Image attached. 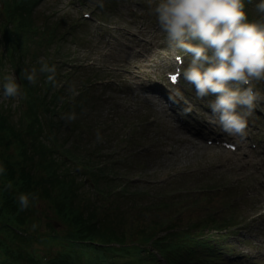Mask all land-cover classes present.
I'll use <instances>...</instances> for the list:
<instances>
[{
	"label": "rangeland",
	"instance_id": "rangeland-1",
	"mask_svg": "<svg viewBox=\"0 0 264 264\" xmlns=\"http://www.w3.org/2000/svg\"><path fill=\"white\" fill-rule=\"evenodd\" d=\"M85 1L88 7L74 6L75 0H40L34 8V23H36L35 26H39V33L34 35L28 31L27 39H25L26 48L17 52V55H20L23 60V64L19 66L21 72L22 69L30 70L34 65L39 68L41 58L46 59L50 64H55L57 71L67 69L63 64L64 61L81 64L75 75L72 74L74 76L67 87L68 90L73 84L76 88H80L84 80L93 78L122 80L127 84L125 88L121 87V89L114 86L116 94H108L109 96L113 94L115 96L113 99H116L119 104L116 111L111 114L107 113L110 115L113 125L111 127H109L108 119L104 116L107 102L103 98L105 91L100 87L86 89L80 98L82 105L71 110L76 113V118L67 120L62 129L63 136L59 138L60 144L63 141L64 147L78 145V153L81 154L83 153L80 150L82 141L84 142L88 136L96 135L94 129H102L101 135L106 136L114 133L112 139H106L104 142V146L106 143L109 146L121 132L117 113H124L132 122L147 117L149 123L146 127H141L142 129L136 134L135 140L138 139L139 143L150 142V150L135 155L134 152H131L134 149V146L131 145L130 149L126 150V159L118 168L120 173H130L134 169H142L144 172L142 180L133 188V194L131 193L128 198H131L132 195L135 196L136 191H144V188L152 191L160 189L162 185L158 182L176 173L197 171L200 172L201 178L212 181V186L223 188L227 185L226 187H228L222 193L211 196L208 202L216 207V211H219L218 220L213 225L223 228L227 225H224L225 217H230V221L240 223L251 218L261 209L264 211V148L261 146L262 142L257 138L254 139L259 147L251 148L249 146L253 142L251 135L259 132L260 137L264 136V115L262 114L264 110L258 114L253 113L252 110L248 113L246 127H251V135L244 137V132L243 134H234L238 138L234 141L237 145L238 143L241 145L236 152H228L214 144H206L207 138L204 134L213 133L211 121L216 126L214 120L217 119L209 107L210 103L208 106H202L200 102L203 98L198 97V100L195 101L182 88L170 92L163 84L159 87L162 95L158 94L154 80L159 79L162 83H167L162 68L166 62L170 61L169 58H162L161 55L166 53L167 56H170V53L161 52L160 54L157 49L164 45L161 39L165 33L160 29L155 15L151 11L155 0H104L103 7L100 6L98 0ZM256 3L257 0H246L248 18L253 16L259 19L261 17L257 11ZM3 6V2L0 1V8ZM89 7H97L98 17L105 21L93 16L89 19L90 21L80 23L74 30L75 34L66 35L64 40L57 39L56 36L50 44L43 41L42 35H46L42 32L43 18H49L48 29L51 22V25L57 23L60 25L58 33L60 31L63 33L66 23L77 19L82 11H90ZM166 43H168L167 39ZM0 50L3 52V45L0 46ZM56 60L59 62L57 63ZM9 75H11V67L8 62H5L3 70H0V76L5 79ZM43 75L44 73L38 74L37 82L34 84L36 89L38 81L42 80ZM60 78L61 76L58 74L57 82ZM256 82L264 90V80ZM0 92L2 91L0 90ZM148 92L152 96V100L146 96ZM0 97L2 104L10 106V98L12 103H15L18 96ZM172 101H179L186 107L188 120L173 105ZM239 110L248 112L246 106H241ZM178 114L182 119H177L179 118ZM13 117L16 120L15 112ZM183 119L184 121H182ZM182 124H186L185 130L180 127ZM82 125H86L88 128L85 132L81 131ZM103 125H106L105 129L102 128ZM188 135L193 138L184 139ZM15 141L14 138L13 142ZM13 149L14 147L11 146L12 152ZM118 182H114L112 185ZM121 197L123 196L117 195L113 198L110 215H105L109 221L110 229L116 234H119L121 222L124 221L127 210H132V206L136 204L130 199ZM146 197H150L147 199L148 202L154 198L152 194L145 195L144 198H140L142 203L145 202ZM115 201H122L121 206L125 207L113 210ZM197 206L202 209L201 206ZM37 213L41 230H45L46 226L51 224L54 225V229L51 231H62L71 227L68 223H64L63 218L54 211L53 203L49 199L38 205ZM194 214L197 215L195 210ZM34 229H29L30 231L25 235L33 232ZM230 235L224 242H234L231 245L234 246L237 254L232 255L234 257L227 261V264H264V217L256 218L251 225L241 226L237 233ZM108 239L109 234L105 240ZM61 241L62 236L59 245L49 237L29 239L25 248L32 245L38 248L41 253L55 252L58 247L63 248ZM231 245L228 244L227 247L231 248ZM69 255H79L82 259V255H88V249L80 252L76 248H70ZM126 255L127 264H135L134 255L129 252ZM186 261L187 258L181 264H185Z\"/></svg>",
	"mask_w": 264,
	"mask_h": 264
},
{
	"label": "trees",
	"instance_id": "trees-1",
	"mask_svg": "<svg viewBox=\"0 0 264 264\" xmlns=\"http://www.w3.org/2000/svg\"><path fill=\"white\" fill-rule=\"evenodd\" d=\"M2 1L4 6L0 8L1 28L8 29L11 23H17L22 29L20 42L27 39L26 34L31 29L37 32L39 26H35L36 23H34V8L35 4L37 5L40 0ZM51 32L53 30L50 31V37H55L56 33ZM14 61L16 65L21 66L23 64L20 55L14 56ZM22 83L24 90L30 96L26 109L28 121L24 128L20 127L18 120H14L13 109L6 107L5 104L0 102V157L4 159V167L6 169L5 173L0 175V236H9L11 238L10 243L6 245H2V241H0V255L4 258L3 261H0V264H99L104 259L105 252H107L106 249H110L112 251L111 254L119 249L114 246L110 248H95L91 244L92 241L96 240L101 243H109L112 240L117 243H122L123 241L121 234H116L115 231L110 229L109 221L106 218L107 215H110L109 211L113 206V198L116 196L109 193L115 185L112 184L116 179L108 178L107 168L95 169L93 167L98 159H95L92 154L86 153L82 148L83 141L80 144V150L83 152L81 154L78 153V145L64 147L62 145L64 144L63 141L60 144L59 138L63 136L62 129L67 122L65 117L64 120L60 121L62 125H58L55 121V107L60 102V95H56V97L49 95L44 100H41L38 95L39 90L35 88L34 84L27 81L23 74ZM81 105L82 101L78 103V107ZM69 113H71V109L66 112V114ZM45 121H48L50 132L56 144L60 147L61 153L52 149L51 144L48 142L49 137L45 130ZM14 138L16 141L13 143ZM12 144L14 153L10 154ZM135 144L137 145L138 141H135ZM64 156L68 159L60 163L59 159ZM75 161L81 164L85 173L94 178L93 183L101 200L103 201L105 198L108 200L109 207L104 212V216H106H103L96 223H90V220L95 217V206L99 205L100 201H96L93 197L86 194V186L81 181L83 173L76 174L72 172V163ZM83 187L85 188L84 190ZM20 192L34 193L38 198L29 207L20 209L17 201V195ZM129 194L131 195L130 192ZM134 194L136 195H132L131 198H128L129 196L121 197L136 203L132 206V210H127L124 220L129 218L138 219L136 217L139 212L136 207L138 204L143 205L140 198H144L146 192L136 191ZM47 199L52 201L54 211L63 218L64 223H68L71 227L62 231H51L54 229V225L51 224L46 226L45 230L40 229L41 225L37 208L39 204ZM121 202L115 201L113 210L118 207H125L124 205L123 207L121 206ZM31 228L35 229L25 235ZM107 234H109V239L105 240ZM153 235H155V228L148 224L142 222L136 226L134 236L139 239L141 244L146 243ZM185 235L187 236V241L182 244L177 243L181 235L171 228L166 234V237L172 239L169 243L161 241L159 237L154 240L153 244L169 264H179L180 255L177 252L184 256V261L187 258L186 263L203 264L204 257L210 255L205 252L204 243L202 242L196 243L198 244V249L196 250L192 249L182 253L178 249L176 252L178 247L185 250V245L192 241V237L188 232H185ZM61 236L63 248L58 247L55 252L41 253L38 248L32 245L25 248L29 239H43L45 237H49L50 240L56 241L59 245ZM67 239L69 240L68 242ZM70 248H76L80 252L88 249V253L92 251L93 255H89L88 261H82L81 263L83 259L79 255H69ZM129 253L134 255L135 264H146L145 258L148 257L142 255V253ZM211 255L213 258L216 257L215 254L211 253ZM152 257H155V255L152 254ZM111 264H114V262Z\"/></svg>",
	"mask_w": 264,
	"mask_h": 264
},
{
	"label": "clouds",
	"instance_id": "clouds-1",
	"mask_svg": "<svg viewBox=\"0 0 264 264\" xmlns=\"http://www.w3.org/2000/svg\"><path fill=\"white\" fill-rule=\"evenodd\" d=\"M98 2L104 6V0ZM256 8L261 17L255 20L248 18L246 0H155L151 9L169 47L190 55L184 78L195 87L198 97L215 96L209 107L230 134H243L247 115L261 95L253 81L264 80V0H257ZM22 73L33 84L39 73L57 83V66L44 58L39 68L34 65ZM71 91L78 94L74 84ZM19 95L21 85L11 74L4 79L0 96ZM241 106L248 112L240 111ZM75 118L74 111L65 116L66 120ZM102 138L97 130V141ZM5 171L0 163V175ZM37 198L34 193L20 192L19 208L29 207Z\"/></svg>",
	"mask_w": 264,
	"mask_h": 264
},
{
	"label": "snow or ice",
	"instance_id": "snow-or-ice-1",
	"mask_svg": "<svg viewBox=\"0 0 264 264\" xmlns=\"http://www.w3.org/2000/svg\"><path fill=\"white\" fill-rule=\"evenodd\" d=\"M177 79H178V76L177 75L174 74V75L171 76V80L173 82L177 81Z\"/></svg>",
	"mask_w": 264,
	"mask_h": 264
},
{
	"label": "bare ground",
	"instance_id": "bare-ground-1",
	"mask_svg": "<svg viewBox=\"0 0 264 264\" xmlns=\"http://www.w3.org/2000/svg\"><path fill=\"white\" fill-rule=\"evenodd\" d=\"M159 94V91H158ZM146 96H149V99L152 100V96L150 95V93L148 92ZM154 98V97H153ZM156 100V98H154Z\"/></svg>",
	"mask_w": 264,
	"mask_h": 264
}]
</instances>
